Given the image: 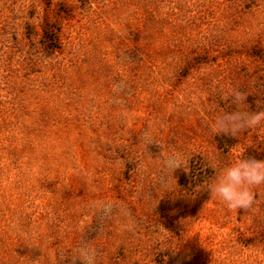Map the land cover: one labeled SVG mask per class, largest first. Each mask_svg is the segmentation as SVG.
<instances>
[{
  "label": "rangeland",
  "instance_id": "obj_1",
  "mask_svg": "<svg viewBox=\"0 0 264 264\" xmlns=\"http://www.w3.org/2000/svg\"><path fill=\"white\" fill-rule=\"evenodd\" d=\"M233 91L264 108V0H0V264H264V184L206 190L264 161V125L210 131Z\"/></svg>",
  "mask_w": 264,
  "mask_h": 264
},
{
  "label": "clouds",
  "instance_id": "obj_2",
  "mask_svg": "<svg viewBox=\"0 0 264 264\" xmlns=\"http://www.w3.org/2000/svg\"><path fill=\"white\" fill-rule=\"evenodd\" d=\"M229 98L234 107L230 111L217 114L210 131L237 139L240 133L264 125V108L252 111L242 106L247 100L245 93L233 91ZM143 142L148 145L156 143L148 133L144 134ZM245 150L234 162L223 166L207 185L206 190L210 197L222 201L229 209L251 208L254 203L252 188L264 184V161L255 158L242 159ZM162 167L165 175L173 174L181 167L185 169L183 158L174 152H169L164 157ZM166 184L167 181L162 180V186ZM93 207L105 216L112 211V205L106 202L94 204ZM96 261L97 250L87 240H82L74 252L71 264H96Z\"/></svg>",
  "mask_w": 264,
  "mask_h": 264
}]
</instances>
